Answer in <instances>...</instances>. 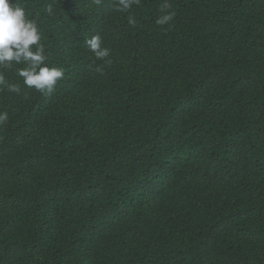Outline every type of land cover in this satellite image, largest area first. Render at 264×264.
<instances>
[{"label": "trees", "instance_id": "16d2710c", "mask_svg": "<svg viewBox=\"0 0 264 264\" xmlns=\"http://www.w3.org/2000/svg\"><path fill=\"white\" fill-rule=\"evenodd\" d=\"M55 1L17 0L64 77L0 86V264H49L66 212L63 264H264V0H167L166 25L110 0L103 76L91 4Z\"/></svg>", "mask_w": 264, "mask_h": 264}, {"label": "clouds", "instance_id": "9594fccd", "mask_svg": "<svg viewBox=\"0 0 264 264\" xmlns=\"http://www.w3.org/2000/svg\"><path fill=\"white\" fill-rule=\"evenodd\" d=\"M72 0H57L51 6L54 7L53 16L56 15L61 7L66 6ZM91 4V13L88 15L91 23V29L87 33L86 53L91 60L94 59L101 72L100 76L114 64L112 51L104 40L103 32L100 29L108 28L106 21L107 5L110 0H86ZM138 0H118V10L125 11L132 7ZM50 6V7H51ZM171 5L164 0L161 5V11L165 12L160 16L156 23L158 25L168 24L174 17V12H168ZM51 12V8L48 9ZM130 23H135L130 18ZM41 32L34 20H30L24 7L17 0H0V86H7V90L19 91V85L28 93L33 91L39 94L43 99L51 101L55 97L53 93L58 81L64 77V70L58 65L49 66L47 63L45 46L41 43ZM14 65L21 67L16 70L18 84H9L6 69L13 68ZM110 67V68H111ZM63 82V81H62ZM41 92V93H40ZM72 103H69V106ZM7 120V113H0V123ZM10 131L16 135L24 130L25 123L21 112L14 113L10 117ZM66 213H59L58 216V247L48 258L49 264H63L65 261V252L62 246L61 226L62 218L64 222Z\"/></svg>", "mask_w": 264, "mask_h": 264}]
</instances>
